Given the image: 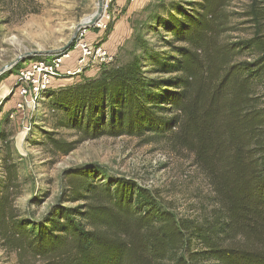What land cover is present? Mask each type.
Listing matches in <instances>:
<instances>
[{"label": "trees", "instance_id": "1", "mask_svg": "<svg viewBox=\"0 0 264 264\" xmlns=\"http://www.w3.org/2000/svg\"><path fill=\"white\" fill-rule=\"evenodd\" d=\"M233 1L174 6L158 21L170 34L166 49L143 45L129 64L49 94L54 130L77 136L47 133L53 154L103 136L163 141L193 155L214 206L180 216L159 191L85 164L64 171L61 202L33 224L16 205L22 188L7 146L5 251L21 264H264V5L252 1L244 13L251 34L233 38Z\"/></svg>", "mask_w": 264, "mask_h": 264}, {"label": "rangeland", "instance_id": "2", "mask_svg": "<svg viewBox=\"0 0 264 264\" xmlns=\"http://www.w3.org/2000/svg\"><path fill=\"white\" fill-rule=\"evenodd\" d=\"M186 0H118L111 10L120 9L107 30L92 29L90 39L110 49L111 62L88 68L80 76L55 80L49 92L24 111L17 107L18 71L31 61L50 59L74 36L77 25L97 10L98 0H0V191L5 175L6 148L12 149L18 166L22 195L16 205L33 224L41 221L59 204L65 191L66 169L92 164L101 176H124L159 191L174 211L198 218L214 206L211 187L189 153L173 152L163 141L144 144L135 137L103 136L85 141L68 155H55L45 144L47 133L69 141L77 139L69 128L54 130V113L49 109L52 90L98 77L105 67L124 66L141 57L143 45L166 49L170 34L158 25L160 18ZM253 0H234L230 36L251 34L244 13ZM264 5V0H258ZM119 6V7H118ZM142 47V48H141ZM71 65V64H70ZM70 205V204H65ZM0 264H21L15 253L0 242Z\"/></svg>", "mask_w": 264, "mask_h": 264}, {"label": "built area", "instance_id": "3", "mask_svg": "<svg viewBox=\"0 0 264 264\" xmlns=\"http://www.w3.org/2000/svg\"><path fill=\"white\" fill-rule=\"evenodd\" d=\"M116 0H104L103 13L93 27H83L79 30L73 46L63 54L54 55L50 59L34 60L28 66H22L17 75L19 96L17 107L25 110L35 105L38 99H43L55 80L69 76H80L88 68L109 63L114 55L110 49L96 40L90 39L92 29L105 31L119 15L120 9L111 7ZM120 0H118L119 3ZM125 1V0H122ZM136 3L140 0H127ZM119 7V6H118ZM71 64V65H70Z\"/></svg>", "mask_w": 264, "mask_h": 264}, {"label": "water", "instance_id": "4", "mask_svg": "<svg viewBox=\"0 0 264 264\" xmlns=\"http://www.w3.org/2000/svg\"><path fill=\"white\" fill-rule=\"evenodd\" d=\"M103 3H104V0H98L97 10L92 15L91 19L88 22H83V21L80 22L76 27V30H75V33L72 39L65 46L58 49L56 53H59V54L66 53L73 46L80 29H82L83 27H93L95 25V23L97 22V20L101 17L103 13Z\"/></svg>", "mask_w": 264, "mask_h": 264}, {"label": "bare ground", "instance_id": "5", "mask_svg": "<svg viewBox=\"0 0 264 264\" xmlns=\"http://www.w3.org/2000/svg\"><path fill=\"white\" fill-rule=\"evenodd\" d=\"M91 17H92V15H90V16H87L86 18H84L83 19V22H88L90 19H91ZM2 92H5L6 91V89H3V90H1ZM0 91V92H1ZM3 94H1L0 96H2Z\"/></svg>", "mask_w": 264, "mask_h": 264}]
</instances>
